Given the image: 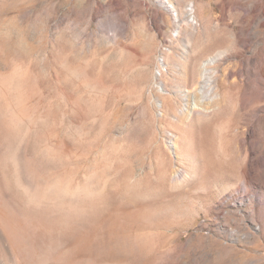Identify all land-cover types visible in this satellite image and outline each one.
<instances>
[{
  "label": "rangeland",
  "instance_id": "374dc122",
  "mask_svg": "<svg viewBox=\"0 0 264 264\" xmlns=\"http://www.w3.org/2000/svg\"><path fill=\"white\" fill-rule=\"evenodd\" d=\"M0 264H264V0H0Z\"/></svg>",
  "mask_w": 264,
  "mask_h": 264
},
{
  "label": "bare ground",
  "instance_id": "6f19581e",
  "mask_svg": "<svg viewBox=\"0 0 264 264\" xmlns=\"http://www.w3.org/2000/svg\"><path fill=\"white\" fill-rule=\"evenodd\" d=\"M188 10V12H189V14L188 15H190V18H191V21H192V23H196V21H197V17H196V13H195V9H194V6H193V4H191L190 5V8L189 9H187ZM211 60V59H210ZM203 70V69H202ZM204 70H206L207 71V69L205 68ZM206 71L204 72L203 71V73H201L202 74V77H203V81H208L209 79H208V74L206 73ZM200 76V75H199ZM211 79V78H210ZM200 83V82H199ZM201 88H203V87H201ZM201 91H202V89H200ZM159 104H161L160 102L158 103V105Z\"/></svg>",
  "mask_w": 264,
  "mask_h": 264
}]
</instances>
